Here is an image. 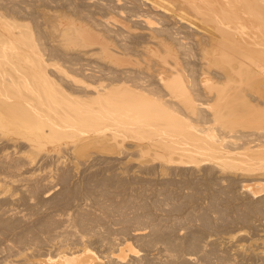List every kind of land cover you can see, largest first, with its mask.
I'll return each mask as SVG.
<instances>
[{"label": "rangeland", "instance_id": "rangeland-1", "mask_svg": "<svg viewBox=\"0 0 264 264\" xmlns=\"http://www.w3.org/2000/svg\"><path fill=\"white\" fill-rule=\"evenodd\" d=\"M149 2L0 0V82L5 80L0 89L26 99L54 93L53 105L77 111L78 127L89 133L79 142L65 135L28 145L29 133L2 129L0 264H38L48 253L83 247L100 264H264V176L252 179L237 166L221 164L225 154L244 157V151L264 142L259 136L264 132V81L221 73L229 58L205 42L196 26L205 23L180 9L168 18ZM168 2L162 3L169 7ZM113 18L129 20V29L112 22L106 27L104 21ZM83 23L109 30L130 63L119 68L115 57L84 51L81 35L68 29ZM149 30L167 36L169 45L162 41L143 49ZM18 51L22 55H14ZM159 58L184 70L173 77L158 72ZM238 97L251 103L241 105ZM107 111L120 116L109 121L114 123L110 131L117 127L120 135L94 137V118ZM157 139L177 144L178 152L154 146ZM247 183H259L255 189L261 190L255 195ZM125 243L130 249L121 254L118 248Z\"/></svg>", "mask_w": 264, "mask_h": 264}, {"label": "bare ground", "instance_id": "bare-ground-1", "mask_svg": "<svg viewBox=\"0 0 264 264\" xmlns=\"http://www.w3.org/2000/svg\"><path fill=\"white\" fill-rule=\"evenodd\" d=\"M140 1V0H139ZM150 2L148 3L149 6L153 9V10H162L164 12V16L165 14L169 13V17L173 16L176 14V12L174 13L173 11H177L179 12L180 10L185 11L186 13H188L189 15L192 16V18L194 20H197L198 22L201 23H205L206 25L203 27H200L198 25L197 26L198 29L202 30V34L201 36H204V40L206 39L205 42L208 43V45H212L217 47V52L220 53L222 56H226L227 59V64L222 66V70L221 73L228 75V76H237L240 77L241 75L244 77H250L252 78L253 82H261L264 81V0H176L175 2H168V0H164L165 2H168L169 7L164 6V4L162 3L163 0H161L162 2H160L159 0H149ZM131 2V1H130ZM143 2V1H141ZM138 3V2H136ZM135 3V4H136ZM142 4V3H141ZM147 4V3H146ZM138 5V4H137ZM149 7V9H150ZM122 8V7H121ZM144 9V8H143ZM142 9V10H143ZM145 10V9H144ZM145 12V11H144ZM143 12V13H144ZM154 12V11H153ZM135 13V12H134ZM148 13V12H147ZM151 13V12H150ZM156 13V12H155ZM159 13V12H158ZM174 13V14H173ZM180 13V12H179ZM185 13V14H186ZM131 14V13H130ZM141 15V13H139ZM163 14V13H161ZM183 14V13H182ZM146 15V14H144ZM148 15V14H147ZM146 15V16H147ZM133 16V15H132ZM143 16V15H142ZM180 19H182L183 15H179ZM140 17V16H138ZM144 17V16H143ZM148 17V16H147ZM153 17V16H152ZM178 17V16H177ZM175 17V18H177ZM185 17V16H184ZM1 18V17H0ZM49 18V16H48ZM141 18V17H140ZM150 18V17H149ZM154 18V17H153ZM47 18H45L46 20ZM50 19V18H49ZM48 19V20H49ZM52 19V18H51ZM151 19V18H150ZM159 19V17H158ZM166 19V18H164ZM170 19V20H171ZM185 20L187 18H184ZM46 20V22L48 21ZM138 20V18H137ZM175 20V19H174ZM184 20V21H185ZM188 20V19H187ZM50 21V20H49ZM53 21H55L53 19ZM52 21V22H53ZM128 21L124 18H113V20H105L104 21V25L107 27H109V23L112 22L114 23V25H117L121 28V30H125V29H129V25H128ZM143 21V20H142ZM164 21V20H162ZM167 21V20H166ZM190 20H188L189 22ZM60 20L58 21L59 24ZM63 22V21H62ZM175 22H180V21H175ZM0 23H2V21L0 20ZM51 23V21H50ZM54 23V22H53ZM53 23L51 25H53ZM163 23V22H162ZM166 23V22H165ZM169 23V22H168ZM181 23V22H180ZM179 23V24H180ZM184 24V22H182ZM5 24V23H3ZM2 24V25H3ZM47 24V23H46ZM55 24V23H54ZM189 24L192 25V22ZM1 25V24H0ZM6 25V24H5ZM49 25V24H48ZM131 25V24H130ZM174 25V22H173ZM176 25V24H175ZM182 25V24H181ZM186 25V24H185ZM8 26V25H7ZM59 26V25H58ZM142 26V25H141ZM168 26V25H167ZM166 26V27H167ZM170 26V25H169ZM172 26V25H171ZM170 26V27H171ZM10 27V26H9ZM113 27V26H112ZM111 27V28H112ZM180 26L178 25V28ZM189 27V26H188ZM61 30L64 31V29L66 27H61ZM115 28V27H114ZM138 28V27H137ZM143 28V27H142ZM176 27H174L175 29ZM182 28V27H181ZM180 28V30H181ZM191 28V27H190ZM194 28V27H193ZM10 29V28H8ZM7 29V30H8ZM68 29L72 30L74 33L80 34L81 35V39L83 42V47H85L84 51H87L90 54H95L97 52L104 54L106 57H115L117 63L116 66H118L119 68L122 67L124 68L125 66H127L130 63L129 60V54L126 55L127 53L123 52H119L117 51V47H115V44H113V36H111L109 30L106 31L105 33L103 32L104 29H96L94 28V26L92 25H88V24H80L79 26H77L76 28H71L68 27ZM135 29V28H134ZM139 29L140 26H139ZM145 29H150L145 28ZM173 31V28H171ZM188 29V28H187ZM186 29V30H187ZM66 30V29H65ZM132 30V29H131ZM170 30V28H169ZM184 30V29H183ZM192 30V29H189ZM195 30V29H194ZM197 30V29H196ZM195 30V31H196ZM11 33L12 31L9 30ZM15 31V30H14ZM61 31V32H62ZM119 31V29H118ZM154 31V30H153ZM152 30L148 31V43L146 45H144L142 48L146 49L148 46L151 47L152 45H155L156 43H161L163 45L168 46L169 43L167 42V36L163 37L164 35L162 34H155ZM193 31V34H195ZM8 32V31H6ZM66 32V31H65ZM79 32V33H78ZM113 32V31H112ZM115 32H117V30L115 29ZM122 32V31H121ZM174 32V31H173ZM187 32L186 34H188L189 31H185ZM184 32V33H185ZM191 32V31H190ZM198 32V31H196ZM9 33V32H8ZM11 33L9 35H11ZM14 33V32H13ZM12 33V34H13ZM63 33V32H62ZM141 33V32H140ZM177 33V32H175ZM180 33V32H178ZM199 33V32H198ZM4 34V33H3ZM2 34V35H3ZM125 34V33H124ZM145 34V33H143ZM174 34V33H173ZM200 34V33H199ZM64 35V33H63ZM67 35V33L65 34ZM64 37H67L65 36ZM70 35V34H69ZM75 35V34H73ZM79 35V37H80ZM118 35V34H117ZM121 35V34H119ZM123 35V34H122ZM140 35V34H139ZM171 35V34H170ZM178 35V34H177ZM182 35V34H181ZM184 35V34H183ZM182 35V36H183ZM125 36V35H124ZM174 36V35H173ZM176 36V35H175ZM180 36V35H179ZM179 36H177L179 38ZM187 36V35H186ZM8 37V36H7ZM72 37H76V36H72ZM70 37V38H72ZM126 37V36H125ZM142 37V36H140ZM146 37V36H145ZM185 37V36H184ZM189 37V36H187ZM199 37V35H198ZM197 37V38H198ZM3 38V37H2ZM13 38V37H12ZM11 38V39H12ZM74 38H72L74 40ZM5 39V38H4ZM59 39V38H58ZM71 39V40H72ZM143 39V38H142ZM173 39V38H172ZM176 39V38H175ZM195 39V38H194ZM7 40V38H6ZM61 39H59L60 41ZM67 40V39H65ZM117 39H115V42L117 44ZM121 40V39H120ZM119 40V41H120ZM125 40V38H124ZM181 40V39H180ZM185 40V39H184ZM10 41V40H9ZM69 41V40H68ZM76 41V40H74ZM144 41V40H143ZM179 42V40H177ZM182 41V40H181ZM180 41V42H181ZM123 42V41H122ZM185 42V41H184ZM197 42H199V40H197ZM11 43V42H10ZM139 43V42H138ZM137 43V44H138ZM202 43L201 41L199 42V44ZM123 44V43H122ZM125 44V43H124ZM144 44V43H143ZM198 44V45H199ZM118 45V44H117ZM120 45V44H119ZM205 45V44H203ZM10 47V46H9ZM120 47V46H119ZM13 48V47H12ZM122 48V47H121ZM124 48V47H123ZM89 50V51H88ZM123 50V49H122ZM25 51V50H24ZM80 51V50H79ZM78 51V52H79ZM132 51V50H131ZM142 51V50H141ZM2 52V51H1ZM4 52V51H3ZM6 52V51H5ZM85 52V53H87ZM133 52V51H132ZM15 52H12V54H14ZM21 53H24L23 50ZM21 53H15L14 55H22ZM30 53V52H29ZM129 53V52H128ZM7 54V53H6ZM25 55L27 53H24ZM17 55V56H18ZM89 56V55H88ZM87 56V57H88ZM112 58V59H113ZM161 60V63H158L156 65V70H158V72H166L168 71L171 76L173 77V75H178L180 74L181 71H183L184 69H180L177 66V62H173L172 64L170 62H168V60L163 59V58H159ZM112 62V61H111ZM124 66V67H123ZM29 69H31L30 67H28ZM97 68V67H96ZM114 68V67H113ZM121 68V69H122ZM150 64L148 63L146 66L147 70H150ZM107 69V68H106ZM105 69V70H106ZM116 69V68H115ZM114 69V70H115ZM208 68L206 69H202V71L205 73ZM26 70V69H25ZM36 70V69H35ZM34 70V71H35ZM22 71H24V67L22 68ZM95 71V70H93ZM100 71V70H99ZM122 71V70H121ZM33 72V71H32ZM104 72V71H103ZM107 72V71H106ZM113 72V71H112ZM124 72V70L122 71ZM35 73V72H34ZM92 73V72H91ZM96 73V72H95ZM94 73V74H95ZM98 73V72H97ZM129 73V72H128ZM102 74V73H101ZM99 75V74H98ZM121 75V74H120ZM174 76V77H175ZM182 76V75H181ZM224 76V75H223ZM109 77V76H108ZM122 77V75H121ZM225 77V76H224ZM236 77V78H237ZM178 78V77H177ZM242 78V77H241ZM240 78V79H241ZM121 79V78H119ZM124 79V78H123ZM160 79L162 81L165 80V77H160ZM244 80V78H243ZM242 80V81H243ZM183 81V80H182ZM1 85H4L5 80L2 82H0ZM14 83L16 84V81H14ZM240 83V82H239ZM242 83V82H241ZM182 84V83H180ZM80 85V84H79ZM181 86V85H180ZM184 88V87H183ZM95 91V90H94ZM31 92H29L28 95H30ZM36 93V92H35ZM48 93V92H47ZM46 93V94H47ZM51 93V92H50ZM39 95H30L29 98H24V97H15L12 96L8 91H4L2 89H0V132L2 131V129L4 128H9L10 129H14L17 130L19 132V134L22 133H29L28 134H24L29 136L28 138H26L25 142H29L28 145L32 144L33 140H35L36 142H40V141H45L47 139H56L60 136H67V135H75L74 137L77 139L76 141H78L79 139H81L82 137L84 138L85 135H88L85 133L84 129L81 131V129L78 127V121H79V115L77 113V111H73V109L71 108H67V106H54L53 103H56L57 100V95L53 94H49L46 96L45 94H40ZM71 94V93H70ZM102 95V94H101ZM105 95V94H104ZM65 95H63L64 97ZM100 96V95H99ZM59 98V97H58ZM61 98V97H60ZM59 98V99H60ZM171 98V97H170ZM240 102L239 104L243 105L244 102L246 103H251L250 101L245 100V98L243 99V97H238ZM58 99V100H59ZM167 99V98H166ZM115 100V99H114ZM176 100V99H174ZM61 101V100H59ZM121 100H117V102ZM127 101V100H126ZM168 101V100H167ZM113 102V101H112ZM243 102V103H242ZM60 103V102H59ZM123 103V102H121ZM129 103V102H128ZM127 103V104H128ZM131 103V101H130ZM135 103V102H134ZM132 103V106L133 104ZM236 103V102H235ZM245 103V104H246ZM116 104V103H115ZM126 104V103H125ZM141 104V103H139ZM147 104V103H146ZM111 105V103H110ZM119 105V104H118ZM129 105V104H128ZM145 105V104H144ZM121 106V104H120ZM124 106V105H123ZM126 106V105H125ZM135 106V105H134ZM146 106V105H145ZM93 107V106H92ZM105 107V105H104ZM108 107V106H107ZM111 107H114L113 105H111ZM142 107V106H141ZM97 108V107H96ZM100 108V107H99ZM130 108V107H129ZM133 108V107H132ZM102 109V108H101ZM111 109V108H109ZM116 109V108H114ZM86 110V109H85ZM90 110V109H89ZM99 110V109H98ZM97 110V111H98ZM103 110V109H102ZM117 110V109H116ZM121 110V109H120ZM123 110V109H122ZM135 111V108L133 109ZM81 111V110H80ZM104 112V111H103ZM100 115V117H98L99 119L97 120V117L94 118L93 122V129L91 130V132L96 135L94 137H99L100 135L105 136V133L107 135H111V136H116V135H120V133H118V129L116 126V128H114L115 130L111 128H109L114 124H110V120H114L115 118H119V115L116 114H112V111L109 112L107 111L106 114ZM123 112V111H122ZM136 112V111H135ZM148 112V110H147ZM83 113V112H82ZM100 113V112H99ZM105 113V112H104ZM124 113V112H123ZM140 113V112H138ZM146 113V112H145ZM89 114V113H88ZM97 114V113H96ZM141 114H144L141 112ZM92 115V114H90ZM125 115L129 116V113H125ZM140 117V116H139ZM147 117V116H146ZM145 117V118H146ZM135 118V117H134ZM141 118V117H140ZM256 118V117H255ZM82 119V117H81ZM86 119V118H84ZM92 119V118H90ZM130 119V118H129ZM138 119V118H137ZM88 120V119H87ZM144 120V119H143ZM135 121V120H133ZM88 123L90 122V120L87 121ZM86 122V124H87ZM125 122V121H124ZM127 122V121H126ZM152 122V121H151ZM119 123V122H118ZM132 123V122H131ZM91 124L89 126H91ZM121 124V123H120ZM125 124V123H124ZM129 124V123H127ZM135 124V123H133ZM148 124V123H147ZM152 125V123H149ZM117 125V124H116ZM138 125V124H137ZM155 125V124H154ZM152 125V126H154ZM114 126V125H113ZM119 126V125H118ZM123 126V125H122ZM125 126V125H124ZM142 126V125H141ZM243 126V125H242ZM135 127V126H134ZM133 127V128H134ZM140 127V125H139ZM149 127V126H148ZM246 127V126H245ZM113 128V127H112ZM132 128V127H130ZM136 128V127H135ZM141 128V127H140ZM152 128V127H149ZM154 128V127H153ZM241 128V127H240ZM260 128V127H259ZM258 128V129H259ZM248 129V128H247ZM6 130V131H9ZM130 130V129H129ZM134 130V129H133ZM144 130V129H143ZM155 130V129H153ZM241 130V129H240ZM243 130V129H242ZM257 130V129H256ZM262 130V128H261ZM11 131V130H10ZM107 131V132H106ZM131 131V130H130ZM121 132V131H120ZM124 132V130H123ZM149 132L151 133V131L149 130ZM153 132V131H152ZM155 132V131H154ZM165 132V131H164ZM167 132V131H166ZM236 132V131H233ZM258 132V131H257ZM163 133V132H161ZM214 133V132H213ZM240 133V132H239ZM255 133V132H254ZM160 134V133H159ZM215 134V133H214ZM237 134V133H236ZM243 134V133H242ZM106 135V136H107ZM147 135V134H146ZM156 135V133H155ZM163 135V134H162ZM165 135V134H164ZM172 135V134H170ZM174 135V134H173ZM105 136V137H106ZM151 136V135H150ZM157 136V135H156ZM161 136V135H160ZM180 136V135H177ZM197 136V134H196ZM259 136L261 138H264V132H260ZM21 137V136H20ZM91 137V136H90ZM104 137V138H105ZM149 137V136H148ZM164 137V136H163ZM166 137V136H165ZM172 137V136H171ZM200 137V136H198ZM255 137V136H254ZM23 138V137H22ZM74 138V139H75ZM161 138V137H160ZM168 138V137H167ZM173 138V137H172ZM179 138V137H178ZM182 138V137H181ZM202 138V137H200ZM205 138V137H204ZM242 138V137H241ZM251 138V137H250ZM25 139V137H24ZM86 139V137L84 138ZM93 139V138H92ZM103 139V138H102ZM150 139V138H149ZM164 139V138H163ZM171 139V138H170ZM185 139V138H184ZM191 139V138H190ZM193 139V138H192ZM197 139V138H196ZM194 139V140H196ZM209 139V138H207ZM82 140V139H81ZM79 140V141H81ZM169 140V139H166ZM179 140V139H178ZM182 140V139H180ZM200 140V139H199ZM204 140V139H203ZM202 140V141H203ZM212 140V139H211ZM235 140V139H234ZM259 140V139H258ZM10 141V140H9ZM12 141V139H11ZM78 141V142H79ZM184 141V140H182ZM186 141V140H185ZM192 141V140H190ZM206 141V138H205ZM208 141V140H207ZM206 141V144H208ZM224 142V140H222ZM179 142V141H178ZM199 142V141H197ZM210 142V141H209ZM237 142V141H236ZM15 143V142H14ZM13 143V144H14ZM83 143V142H82ZM151 146L153 145V143L151 141L148 142ZM181 143V142H180ZM184 144V142H182ZM202 143V142H200ZM214 143V142H212ZM231 143V142H230ZM239 143V142H238ZM246 143V142H245ZM258 143V142H257ZM193 144V143H192ZM196 144V143H195ZM205 144V146H206ZM224 144V143H223ZM139 145V144H138ZM142 145V144H141ZM157 145L162 149H165L167 151V153H172V152H178L176 151L177 149L179 150L180 146H176L174 143L172 144V142L168 143L165 141H162L160 139H157L154 141V146ZM179 145V144H178ZM185 145V144H184ZM201 145V144H198ZM209 145H212L209 143ZM222 145V144H221ZM226 145V144H225ZM144 146V145H143ZM146 146V145H145ZM186 146V145H185ZM203 146V145H202ZM202 146L200 148H202ZM215 146V144H214ZM252 146V144H251ZM195 147V146H194ZM198 147V146H197ZM207 147V146H206ZM205 147V148H206ZM217 147V145H216ZM215 147V148H216ZM219 147V146H218ZM217 147V148H218ZM245 147V146H244ZM247 147V146H246ZM208 148V147H207ZM234 148V147H233ZM243 148V147H241ZM248 148V147H247ZM189 149L191 150V148L189 147ZM194 149V148H193ZM231 149V148H230ZM184 150V149H183ZM186 150V149H185ZM206 150V149H204ZM208 150V149H207ZM215 150V149H214ZM194 150H192L193 152ZM198 151V150H197ZM201 151V150H199ZM222 151V150H221ZM6 152V151H5ZM4 152V153H5ZM182 152V150H181ZM185 152V151H184ZM187 152V151H186ZM190 152V151H189ZM188 152V153H189ZM203 152V151H202ZM213 152V151H211ZM216 152V151H215ZM233 152V151H232ZM200 153L201 152H197ZM207 153V152H206ZM210 153V152H209ZM231 153V152H230ZM242 153V152H241ZM179 154V153H178ZM177 154V155H178ZM182 154V153H180ZM184 154V153H183ZM192 154V153H191ZM203 154V153H202ZM205 154V153H204ZM213 154V153H212ZM235 154V153H234ZM237 154V153H236ZM243 154L245 155L243 156H234L232 153L231 154H225L223 157L224 159L222 160L221 164L222 165H228L231 166L232 165L235 167L237 166L238 169L241 170L240 174L242 173L244 176H248L251 177L252 179H260V176H264V142L261 141V143H258L256 145V148L252 149L251 151H244ZM172 155V154H171ZM170 155V158H171ZM176 155V154H175ZM216 155V154H215ZM241 155V154H240ZM186 156V155H185ZM190 155H188L189 157ZM194 156V155H192ZM197 156V155H196ZM204 156V155H203ZM213 156V155H212ZM220 156V155H219ZM173 157V155H172ZM197 157H201V156H197ZM208 157V156H206ZM210 157V156H209ZM217 157V156H216ZM221 157V156H220ZM180 157H178L179 160ZM186 158V157H184ZM195 158V157H194ZM212 158V157H211ZM174 159V157L172 158ZM175 159L176 156H175ZM183 159V157H182ZM187 159V158H186ZM204 159V158H203ZM202 159V160H203ZM206 159V158H205ZM209 159V158H208ZM171 160V159H169ZM244 162V164H239L238 161ZM174 161V160H173ZM188 161V160H187ZM171 162V161H170ZM177 162V161H176ZM186 162V160H185ZM206 162V161H205ZM220 162V161H219ZM173 163V162H172ZM210 163V162H208ZM214 163V161L212 162ZM177 164V163H175ZM183 164V163H182ZM185 164V163H184ZM211 164V163H210ZM218 164V163H216ZM219 166V165H218ZM221 166V165H220ZM227 167V166H226ZM222 168V167H221ZM235 168V169H237ZM233 169V168H232ZM238 171V170H236ZM234 172V171H233ZM235 173V172H234ZM237 173V172H236ZM239 173V172H238ZM232 174V173H231ZM239 174V175H240ZM236 175V174H235ZM233 176V175H232ZM238 178V177H237ZM241 178V177H240ZM247 178V177H246ZM246 178H243L244 180ZM251 179V181H253ZM254 179V180H255ZM262 179V178H261ZM243 180V181H244ZM264 180V179H262ZM239 181V180H238ZM247 181V180H246ZM250 181V180H249ZM250 181V182H251ZM248 182V181H247ZM259 182V181H258ZM261 182V181H260ZM243 183V182H242ZM245 184V183H244ZM248 184V183H247ZM246 184V185H247ZM261 185H264L262 183H260ZM259 183L255 184L258 186H261ZM245 185V187H246ZM250 186V188L252 189V191L254 192V194L260 190H256V186L253 185V183L248 184ZM247 185V186H248ZM262 188H264V186H261ZM257 194V193H256ZM255 194V195H256ZM254 196V195H253ZM129 248V244L125 243L122 246H120L118 248L119 252L122 254L123 252H125V249L128 250L127 248ZM130 251V250H129ZM133 251V250H132ZM119 253V254H120ZM119 254L117 255V257H120L121 259H123L124 257L122 255L119 256ZM101 257V256H100ZM41 260H37L38 264H100L101 260L100 258L89 248L87 247H83L79 250L76 251H72V252H64V251H60L57 252L53 255L51 254H47L45 258H40ZM119 259V258H118Z\"/></svg>", "mask_w": 264, "mask_h": 264}]
</instances>
